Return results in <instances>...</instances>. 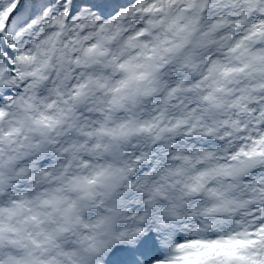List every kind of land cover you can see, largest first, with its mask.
<instances>
[{"label": "snow or ice", "instance_id": "6c2138e0", "mask_svg": "<svg viewBox=\"0 0 264 264\" xmlns=\"http://www.w3.org/2000/svg\"><path fill=\"white\" fill-rule=\"evenodd\" d=\"M0 264H264V0H0Z\"/></svg>", "mask_w": 264, "mask_h": 264}]
</instances>
